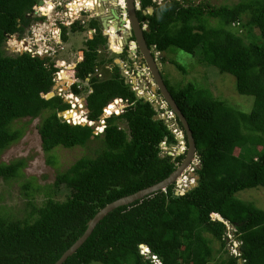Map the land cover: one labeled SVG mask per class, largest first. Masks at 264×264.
I'll list each match as a JSON object with an SVG mask.
<instances>
[{
	"label": "trees",
	"instance_id": "obj_1",
	"mask_svg": "<svg viewBox=\"0 0 264 264\" xmlns=\"http://www.w3.org/2000/svg\"><path fill=\"white\" fill-rule=\"evenodd\" d=\"M39 1L0 0V155L24 135L14 125L24 118H42L38 130L45 152L60 146L84 147L93 140L101 146L95 157L83 156L57 174L55 188L70 191L64 201L49 198L39 206L29 201L31 211L23 219L0 215V264H54L100 209L166 179L184 159L162 154L161 142L167 137L176 143L174 134L164 119L156 118L152 103L137 98L118 65L107 70L108 78L96 76L98 46L106 41L101 34L86 41L83 60L75 68L79 81H88L91 87L86 96L88 116L98 120L117 98L129 105L120 115L108 117L98 134L91 126L73 125L60 116L80 114L68 111L71 105L62 97H47L60 66L51 58L7 51L10 36L23 38ZM147 6L154 7L152 15L143 17L150 24L145 33L148 44L161 52L183 50L234 76L237 91L253 96L254 104L246 112L209 89L189 83L175 90L166 81L196 142L201 160L198 185L177 194L172 184L166 191L115 209L63 264H156L141 253V245L148 246L161 264H209L213 243L221 247V264H264V208L238 197L264 189V0L220 7L192 0L160 5L144 0L143 7ZM209 17L218 23L211 25ZM83 27L77 20L72 30ZM240 28L252 37L249 42ZM80 82L72 85L78 96L84 91ZM177 122L184 130L178 118ZM26 164L20 158L0 162V178L21 177ZM225 221L236 228L240 256L227 246Z\"/></svg>",
	"mask_w": 264,
	"mask_h": 264
},
{
	"label": "rangeland",
	"instance_id": "obj_2",
	"mask_svg": "<svg viewBox=\"0 0 264 264\" xmlns=\"http://www.w3.org/2000/svg\"><path fill=\"white\" fill-rule=\"evenodd\" d=\"M49 1L50 7L47 5L43 8L44 16H41L47 22H41L44 29L39 30L40 34L50 33V28L55 35V29L52 28L54 15L53 4L58 0H47ZM66 1V0H64ZM69 1V0H68ZM173 0H157V3L166 4ZM240 0H192L196 5L198 3L208 4L209 6H233ZM48 15V16H46ZM32 19H38V15L32 14ZM209 23L211 25H216L218 20L213 17H209ZM29 27H33L34 21ZM36 22H39L38 20ZM35 24V23H34ZM29 27L26 29L23 38H19L17 35L9 37L7 42V51L10 53H17L19 48H21V42L29 44L32 49L40 48L41 46H46L50 48V43L44 38L43 43L39 37L35 34H31ZM259 30H255L258 33ZM244 34L245 41L249 42L252 37L248 36L246 30L240 28V32ZM91 31L87 26L83 27L82 30L71 31L67 30L66 40L59 41L60 44L51 43L53 50L57 51L54 56L55 64L59 65L62 60L67 63L79 61V55H82L83 51L87 49L86 41L91 38ZM56 36V35H55ZM47 42V44H46ZM46 44V45H45ZM43 50V49H42ZM165 60L161 61V74L163 79L167 81L170 87L175 90H179L189 83H193L199 88L209 89L216 98L225 101V103L236 107L240 110L249 112L254 104L253 96L242 95L237 91L236 79L234 76L220 72L216 67L211 65L203 64L199 61L198 56L189 54L180 49H169L164 52ZM59 60V61H58ZM134 72V70H133ZM98 77L108 78L107 70H100L97 72ZM144 81H148L144 76L142 77ZM82 83V82H80ZM83 93L79 97L86 98L88 93L91 91L90 84L88 81L82 83ZM148 96H154V92L148 87ZM51 93V92H50ZM50 95H48L49 97ZM151 99V97H149ZM154 99V98H153ZM125 104L119 105L117 108H123ZM168 106L160 103V110L158 115H160L164 121L170 125H174V121H169L170 112ZM42 118H36L30 121V118H24L14 123L16 128H22L24 130V135L20 140L13 143L10 148L0 155V162H10L14 159H25L26 165L22 170V176L18 178L6 181L0 178V215L7 214L11 218L23 219L29 211H31V205L29 201L39 206L44 203V201L49 198L64 201L69 195L70 191L64 188H55L54 183L57 174L64 172L69 169L77 160L83 156L95 157L96 150L101 146L99 140H93L89 142L86 146H77L74 148L57 147L51 152H45L42 148V140L38 130V124ZM170 122V123H169ZM125 128L126 124H122ZM175 127L177 125L175 124ZM179 143H181L179 141ZM174 151L175 147H171ZM238 149L236 154H238ZM177 152V150L175 151ZM23 185H29V188L24 189ZM177 191V190H176ZM28 192V193H27ZM27 193V194H25ZM179 193V192H177ZM238 197L243 200L253 201L259 207L264 208V189L258 188L254 190L244 191L238 194ZM228 246V245H227ZM213 255L209 264H221V247L217 243H213ZM228 248V247H227ZM160 264V263H158Z\"/></svg>",
	"mask_w": 264,
	"mask_h": 264
},
{
	"label": "flooded vegetation",
	"instance_id": "obj_3",
	"mask_svg": "<svg viewBox=\"0 0 264 264\" xmlns=\"http://www.w3.org/2000/svg\"><path fill=\"white\" fill-rule=\"evenodd\" d=\"M40 1H42V3L44 2L43 0ZM70 2L71 0H61L60 3L62 4L59 5V1H55V3H53V6L56 8L54 13L58 12L63 15L65 12L68 11ZM127 2L128 0H84L85 8L78 20L81 21L84 27L87 26L91 31L92 36L90 39H93L96 35L101 34V36H103L106 40L105 43L100 44L98 46V61L100 62L99 66L97 67L98 69L110 71L113 69V67L118 65L123 77V73H125V70H134V75L137 76L139 80L138 72H140V70H144V68L149 69V67L146 64L144 56L142 55L141 50L139 48L137 42L136 29L134 27L132 15L130 13L131 11L128 8ZM143 2L144 0H133L134 14L138 20L139 27L143 33V36L146 40V44L148 45L152 57L154 58V60L159 61L161 72V61L165 60V56L163 55L164 52L158 54L159 50L156 48V46L148 44L145 33L150 30V24L148 19L143 18L148 15H152L154 13V7H143ZM152 2L156 5L162 4L157 3V0H152ZM51 18L53 19L52 28L57 30H61L62 28V35L64 32L63 28H66L67 34V30L70 29L72 31V26L73 24H75L73 23L68 26L59 23L60 19L56 14H54ZM54 18L56 19L54 20ZM37 20L39 22H36ZM37 20H33L35 23H33V25H38V27H41V29L43 30L44 28L40 26L42 25L41 22L45 23L47 21L44 20V18L41 16H38ZM30 28L31 27H29V29ZM112 34H116V36H118L117 42L119 40L123 41L122 45H120L119 43L117 45V47H119V51H116V48L112 44ZM71 63L75 62L72 61ZM96 76H98L97 73ZM144 77L147 79L148 76L145 75ZM151 79L152 81H154L153 85L147 83L148 81H150L149 79H147V82L142 80V83H144L143 85L145 86L147 85V87H149L151 91L154 92V99H146V101L152 103L156 109V104L160 105V103L164 101V98L162 97V94L159 88L157 87L152 75ZM125 80L127 83V78H125ZM163 80L166 84L165 79Z\"/></svg>",
	"mask_w": 264,
	"mask_h": 264
},
{
	"label": "built area",
	"instance_id": "obj_4",
	"mask_svg": "<svg viewBox=\"0 0 264 264\" xmlns=\"http://www.w3.org/2000/svg\"><path fill=\"white\" fill-rule=\"evenodd\" d=\"M44 2L42 4H38L37 9L35 10L34 14L38 15V16H44V12L42 11L43 8L47 5V8L50 7L49 5V1L47 0H43ZM59 1V5H61L62 3L61 0ZM83 0H71L70 4H69V8L68 11L65 12L63 15L61 13H54L56 15H58L60 22L63 25H68L70 26L71 24H73L78 18H80L81 13L84 11L85 8V3ZM88 6V5H87ZM46 9V7H45ZM55 7L53 6V11H55ZM56 18H54L55 20ZM36 29H41V27H38V25L31 27L29 29L30 33L35 34L37 37V34H40L39 30L36 31ZM61 30H57L55 29V35L58 34ZM43 35H40V39L42 38ZM19 43L21 44V48H19V51L16 52H28L31 53L33 57H41L44 58L47 54H55L57 51L54 50H50L47 47L45 49H41V48H36V49H32V47H30L29 44H26L24 41L21 42L19 41ZM50 50V51H49ZM59 61V60H58ZM77 63H67L65 60H62V63L59 64L60 66V70L57 71L55 73L54 76V82H55V87L57 89L56 93L58 96L63 97L65 100H67V102L71 105V107L68 109V111H72V110H80V114L78 113H74L75 115L72 116L71 118L66 117V115L63 114V112L60 113V116L63 117V119L65 121H67L70 124L76 125V124H81V125H88V126H95V133L98 134L100 132H102L106 126V119L108 117H110L112 114H120L124 111L125 107L127 106V102L124 101L123 99H115L114 101L110 102L106 107H104L103 109V113L102 115L99 117L98 121H94L91 120L88 116L89 114V110L86 107L85 104V100L84 98H80L77 97L76 95H74L73 91H72V85H74L75 83H79V79L76 77V67ZM99 70L96 69V72H98ZM139 74V80L138 77L134 75L133 70H125V73H123L124 77L127 78V83L130 84L131 89L135 92V95L137 96V98H144V100L149 99V97H151L150 100H152L154 98L153 94L148 96V91H147V85H143L144 83H142L143 79L142 77L147 75V79H149L150 81H146L148 84L150 83L151 85L154 84V81H152L151 79V75L150 72L147 68H144V70H142V72H138ZM89 80V79H88ZM91 91V90H90ZM117 102H120V105L125 104V106L123 108H117L118 106L116 105ZM162 104H164L165 106H167L166 102L163 101L161 102ZM67 111V110H66ZM65 112V111H64ZM170 112V117H174V114ZM174 131L177 134V138L179 140H181V137H183V131L179 130L177 128H174ZM183 145V144H182ZM161 147L162 149L167 152V154L169 155H176V154H180L181 151L184 149L183 146H181V148L176 149L177 152H172V145L168 144L166 140H164L163 142H161ZM192 170V169H191ZM189 177V175H183L182 177V181L181 183L178 184V188L177 191H187L188 189L191 188L193 182H194V178H191L190 180H187V178ZM218 219H221L220 216H218ZM226 225L228 226L229 229V233H227V238H228V242H229V247L230 249L233 250V252L235 254H237V248H236V242L234 239V234L231 232V228L232 226L229 224V222L225 221ZM144 250V249H143ZM148 250V249H146ZM143 253L147 254L148 251H142ZM153 261H155L156 264L160 263L159 259L156 256H152Z\"/></svg>",
	"mask_w": 264,
	"mask_h": 264
},
{
	"label": "water",
	"instance_id": "obj_5",
	"mask_svg": "<svg viewBox=\"0 0 264 264\" xmlns=\"http://www.w3.org/2000/svg\"><path fill=\"white\" fill-rule=\"evenodd\" d=\"M128 8L131 11L132 20L134 23V27L136 29V35H137V42L139 45V48L141 50L142 55L144 56V59L146 61V64L149 67V70L151 72L152 77L154 78L157 87L159 88L162 97L167 102L168 106L172 109V111L175 113L177 118L181 121L183 124V127L185 129V132L187 134L188 139V151L186 157L183 159L182 163L177 167V169L166 179L148 187L145 189H142L140 191H137L133 194L121 197L111 203H108L105 207L100 209L97 214L88 222L87 229L84 232V234L69 248L67 249L63 255L59 258L58 261H56L54 264H63L70 256H72L89 238V236L92 234L96 226L99 224V222L104 219L109 213L114 211L115 209L126 206L129 204L134 203L137 200H141L144 197L153 194L158 191H166V189L174 184L178 179L181 177V175L184 173V171L188 168L189 164L194 160V157L197 154V146L196 142L192 133V130L189 126V123L185 117V115L182 113L181 109L177 105L175 99L172 96V93L169 91L168 87L166 86L161 72H160V64L159 61L154 60V58L151 55V52L148 48V45L146 44V40L143 36V33L139 27L138 20L134 14V6H133V0H128ZM39 4H42V1L39 2ZM152 11V9H151ZM155 90V89H154ZM50 97L55 96L54 91H52L49 94ZM158 107V105L156 104ZM156 118H159L156 116ZM200 168V167H199ZM195 178L197 182L194 184L193 187L198 185L199 175H195ZM152 255V253H150Z\"/></svg>",
	"mask_w": 264,
	"mask_h": 264
},
{
	"label": "clouds",
	"instance_id": "obj_6",
	"mask_svg": "<svg viewBox=\"0 0 264 264\" xmlns=\"http://www.w3.org/2000/svg\"><path fill=\"white\" fill-rule=\"evenodd\" d=\"M78 20V19H77ZM76 20V21H77ZM75 21V22H76ZM74 22V23H75ZM50 33H48V34H43V36H42V38H41V41H42V43H43V40H44V38L46 37V41L47 42H49L50 43V50H52V51H54L53 50V46H52V44L51 43H54V44H60L59 43V41H62L63 40V37H62V28H61V31L58 33V34H56V36L55 35H53V31H52V29L50 28ZM39 37V36H38ZM40 38V37H39ZM47 42H46V44H47ZM44 44V43H43ZM45 44V45H46ZM41 49H45L46 48V46H41L40 47ZM49 50V51H50ZM17 53H24V52H17ZM57 54V52L55 53V54H47L45 57H47V58H51L53 61H56L54 58V56ZM158 54H161V51H158ZM44 57V58H45ZM83 60V54L79 57V61H77V62H75V63H79L80 61H82ZM77 64H76V66H77ZM76 68V67H75ZM98 69V68H97ZM99 71L101 70V69H98ZM149 70V69H148ZM142 72V70H140V73ZM149 72H150V70H149ZM97 73V72H96ZM150 74H151V72H150ZM54 76H55V74H54ZM125 78V77H124ZM56 86V85H55ZM54 86V89H53V91H54V94L55 95H57V93H56V91H57V89H56V87ZM50 94V93H49ZM48 94V95H49ZM74 95H76L75 93H73ZM77 97H79L78 95H76ZM48 97V96H47ZM61 97V96H60ZM63 98V97H62ZM64 99V98H63ZM117 99H119V98H117ZM120 99H122V98H120ZM139 99H144V98H139ZM65 100V99H64ZM85 100V104H86V98L84 99ZM124 100V99H123ZM66 102H67V100H65ZM114 101V100H113ZM124 101H126L127 102V106L129 105V103H128V101L127 100H124ZM146 101V100H145ZM165 101V100H164ZM166 102V101H165ZM166 104H167V102H166ZM126 106V107H127ZM167 106H168V104H167ZM86 107H87V104H86ZM125 107V108H126ZM157 107V106H156ZM168 110L169 111H171L173 114H174V117H170V118H168V120L169 121H174V125L173 126H170V125H168L167 123V125H168V127H169V129L171 130V132L174 134V137H175V140H176V143H173V142H169L168 141V138L167 137H165L164 138V140H166L167 141V143L168 144H170V145H172V147H175V150L173 151L172 150V152H175L176 151V149H178V148H181V146H183V150H182V148H181V153L180 154H176V155H170V156H172L173 157V159H175L176 157H179V156H184V158L186 157V155H187V151H188V148H189V145H188V139H187V137H186V133H185V129L183 130L180 126H179V124H178V122H177V116L175 115V113L172 111V109L168 106ZM88 109V108H87ZM89 110V109H88ZM160 110V105H158V107L156 108V111L158 112ZM124 112V111H123ZM122 112V113H123ZM159 113V112H158ZM121 114V113H120ZM120 114H112V115H120ZM111 115V116H112ZM110 116V117H111ZM159 118L158 119H163L160 115H157ZM99 120V119H98ZM98 120H96V121H98ZM170 123V122H169ZM175 124L177 125V127H175ZM92 127V126H91ZM93 128H94V132H95V126H93ZM174 128H177V129H179V130H182L183 131V137H181V140H179L178 138H177V134H176V132L174 131ZM105 129V128H104ZM104 131V130H103ZM102 131V132H103ZM102 132H100V133H102ZM96 134V133H95ZM163 140V141H164ZM162 141V142H163ZM179 141L181 142V143H179ZM183 144V145H182ZM162 148V147H161ZM162 154L165 156V155H169V154H167V152H165L163 149H162ZM183 161V160H182ZM182 163V162H181ZM180 163V164H181ZM199 167H201V160H200V158H199V156H198V153L196 154V156L194 157V160L189 164V166H188V168L184 171V173L181 175V177L178 179V181H176L174 184H175V192L177 193L178 191H176L177 190V188H178V184L179 183H181V181H182V177H183V175H189V177L187 178V180H190L191 178H194V182H193V184H192V186H191V188L190 189H192L193 188V186H194V184L197 182V180H196V178H195V175H198L197 174V170L199 169ZM192 169V170H191ZM190 189H188L187 191H189ZM187 191H179V193H186ZM178 194V193H177ZM231 226H232V228H231V232L234 234V239H235V242H236V248H237V254H235L234 252H233V250L231 249V252H232V254H234V255H236V256H240V253H239V245H240V241L237 239V235H236V228L234 227V225H232L231 223H229ZM230 232V231H229ZM228 232V233H229ZM226 241H227V244H228V247H229V242H228V238H227V235H226ZM230 248V247H229ZM144 249V250H143ZM146 249H148V250H146ZM140 251H141V253L143 254V255H145L146 257H149V258H151L152 260H153V258H152V256H156L154 253H152V251L148 248V246H146V245H141L140 246ZM142 251H148L147 252V254H145V253H143ZM150 253H152V255L150 254ZM157 257V256H156ZM160 264H161V262H160Z\"/></svg>",
	"mask_w": 264,
	"mask_h": 264
},
{
	"label": "bare ground",
	"instance_id": "obj_7",
	"mask_svg": "<svg viewBox=\"0 0 264 264\" xmlns=\"http://www.w3.org/2000/svg\"><path fill=\"white\" fill-rule=\"evenodd\" d=\"M84 1V0H83ZM82 1V2H83ZM86 1H88V0H86ZM123 1V0H122ZM51 4H53V3H51ZM88 5V4H87ZM113 38H115V40H117L118 39V36H116V34H112V36H111V40H112V44H113V46L116 48V50H119V47H117V45H118V43L120 44V45H122L123 44V41H121V40H119L118 42L116 41L115 43L113 42Z\"/></svg>",
	"mask_w": 264,
	"mask_h": 264
}]
</instances>
